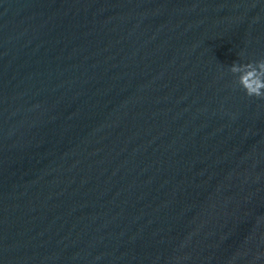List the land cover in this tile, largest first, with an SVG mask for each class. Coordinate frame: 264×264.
<instances>
[{"label": "water", "instance_id": "95a60500", "mask_svg": "<svg viewBox=\"0 0 264 264\" xmlns=\"http://www.w3.org/2000/svg\"><path fill=\"white\" fill-rule=\"evenodd\" d=\"M264 0H0V264H264Z\"/></svg>", "mask_w": 264, "mask_h": 264}, {"label": "clouds", "instance_id": "9594fccd", "mask_svg": "<svg viewBox=\"0 0 264 264\" xmlns=\"http://www.w3.org/2000/svg\"><path fill=\"white\" fill-rule=\"evenodd\" d=\"M228 71L239 74L236 80L249 97L264 99V57L247 63L233 62Z\"/></svg>", "mask_w": 264, "mask_h": 264}]
</instances>
